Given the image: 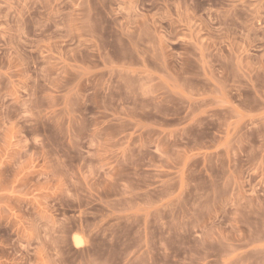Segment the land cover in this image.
Returning a JSON list of instances; mask_svg holds the SVG:
<instances>
[{"label": "rangeland", "instance_id": "rangeland-1", "mask_svg": "<svg viewBox=\"0 0 264 264\" xmlns=\"http://www.w3.org/2000/svg\"><path fill=\"white\" fill-rule=\"evenodd\" d=\"M0 264H264V0H0Z\"/></svg>", "mask_w": 264, "mask_h": 264}, {"label": "bare ground", "instance_id": "bare-ground-1", "mask_svg": "<svg viewBox=\"0 0 264 264\" xmlns=\"http://www.w3.org/2000/svg\"><path fill=\"white\" fill-rule=\"evenodd\" d=\"M76 242H77V243H82V242H81V237H80V239H79V237L76 238Z\"/></svg>", "mask_w": 264, "mask_h": 264}]
</instances>
